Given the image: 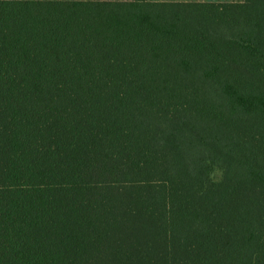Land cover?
<instances>
[{
  "label": "trees",
  "instance_id": "16d2710c",
  "mask_svg": "<svg viewBox=\"0 0 264 264\" xmlns=\"http://www.w3.org/2000/svg\"><path fill=\"white\" fill-rule=\"evenodd\" d=\"M0 264H264V0H0Z\"/></svg>",
  "mask_w": 264,
  "mask_h": 264
},
{
  "label": "crops",
  "instance_id": "0c3cea01",
  "mask_svg": "<svg viewBox=\"0 0 264 264\" xmlns=\"http://www.w3.org/2000/svg\"><path fill=\"white\" fill-rule=\"evenodd\" d=\"M181 1H188V0H181ZM197 1H232V0H197Z\"/></svg>",
  "mask_w": 264,
  "mask_h": 264
},
{
  "label": "rangeland",
  "instance_id": "374dc122",
  "mask_svg": "<svg viewBox=\"0 0 264 264\" xmlns=\"http://www.w3.org/2000/svg\"><path fill=\"white\" fill-rule=\"evenodd\" d=\"M214 177H215V178H218V177H219V173L216 172V173L214 174Z\"/></svg>",
  "mask_w": 264,
  "mask_h": 264
}]
</instances>
